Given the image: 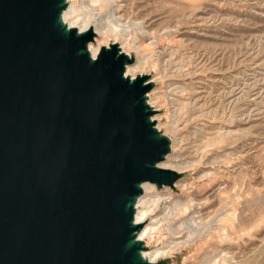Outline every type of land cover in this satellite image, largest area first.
I'll return each mask as SVG.
<instances>
[{
  "label": "water",
  "instance_id": "water-1",
  "mask_svg": "<svg viewBox=\"0 0 264 264\" xmlns=\"http://www.w3.org/2000/svg\"><path fill=\"white\" fill-rule=\"evenodd\" d=\"M67 0H0V264H162L144 256L143 185L160 166L148 74L118 43L63 19Z\"/></svg>",
  "mask_w": 264,
  "mask_h": 264
},
{
  "label": "rangeland",
  "instance_id": "rangeland-1",
  "mask_svg": "<svg viewBox=\"0 0 264 264\" xmlns=\"http://www.w3.org/2000/svg\"><path fill=\"white\" fill-rule=\"evenodd\" d=\"M116 1L115 7L126 4L122 22L128 20L131 26L123 38L109 37L103 43L117 42L135 61L139 55L134 46L154 43L144 51L146 69L135 74L151 77L157 64H165L168 33L176 36L180 42L177 56L185 67L203 75L197 88L204 96L201 105L207 120L216 125L213 132L228 135L224 154L230 157L231 167L222 170L228 173L221 185L219 216L210 208L206 219H198L205 223L201 233L181 245L186 237L177 233V217L172 213V201L181 196V189L153 185L143 193L145 203L140 207L149 212L144 224L155 228L144 253L155 249L166 252L158 259L162 264H264V0ZM96 13L106 18L105 11L97 9ZM142 31L151 36L144 38ZM163 88L154 117H162L163 132L166 124L173 122L174 129L183 133L176 92L166 83ZM182 135V155L177 162L186 161L191 147L190 139ZM170 165L168 168L180 173V179L196 182L193 171H179L177 165ZM217 246L220 249L216 250Z\"/></svg>",
  "mask_w": 264,
  "mask_h": 264
},
{
  "label": "bare ground",
  "instance_id": "bare-ground-1",
  "mask_svg": "<svg viewBox=\"0 0 264 264\" xmlns=\"http://www.w3.org/2000/svg\"><path fill=\"white\" fill-rule=\"evenodd\" d=\"M81 1L83 3L84 0H67L68 7L63 14V19L70 27H77L79 31L91 28L95 32V40L93 43L89 44V51L95 56L99 52L101 46H106L103 43L104 39L109 37H113L115 40L123 38L124 32L130 28L131 22L129 21V23L128 20L125 21V23L122 22L124 15L121 14V12L126 5L123 4L124 0H122L123 5L119 4L118 7L114 6L116 0H85L86 3L84 2V5H81ZM97 9H99V11H105L106 18H103L104 14L99 18L97 16L99 13H96ZM141 35H143L144 38H149L151 33L149 34L142 31ZM168 35L169 44L167 43V45L169 49L163 54L165 64H157L154 69V74L151 76V81L155 84H160V87H157V85L150 91L149 103L153 107H155L157 103H160L161 91L164 89L163 86L166 83V85L173 86L176 92L175 101L178 104L177 109L183 115V133L174 129L173 126H175V124L173 122L174 125H172V123L171 125L168 123L166 124L167 130L164 134L171 140L172 153L166 157V160L162 162L160 166L168 168L171 166L170 164H175L179 171H193V178L196 179L195 183L192 182L193 184H189L188 179H179L175 183V185L179 186L181 189V196L172 201V213L177 217V233H181L182 237H186L184 242L179 244L185 245L190 239L201 233L203 230V226L201 225L205 223H199L198 219L202 220L205 218V216L209 214L210 208H215V213H217L215 215L219 216L218 212L222 202L221 192L223 189L221 185L225 182L223 179L225 173H228H224L222 170L228 171L231 167V163L228 159L229 156L224 154L229 146L224 143L226 142V138L228 139L227 133H222L220 132L221 130L219 131L220 133L213 132L216 129V125L207 120L208 115L204 112L203 106L201 105L204 96L202 97L199 93L197 84L204 79L202 77L203 75L196 74L190 67H185L182 58L177 56L178 52L176 47L179 46L180 42L173 34L168 33ZM153 44L152 42L148 44L142 42V44L134 46L139 57L133 64L127 66L126 74L134 77L136 71L138 72L139 69H146L147 61L143 60L145 57L144 51L148 50ZM120 48L124 50L123 47ZM125 53L130 55L127 51ZM159 59L160 56L158 60ZM184 67L186 69H184ZM170 77L173 79H170ZM161 118V116L154 117V120L157 121V128L159 130H161ZM182 134L190 139L191 147L189 157L186 161L177 162V159L182 155L181 149L183 147H181L182 140L180 138ZM152 187L153 184L145 183L143 185L144 193ZM143 198L144 195L139 198L136 205V222H146L149 216L148 208H140L141 205L143 206L145 203ZM213 198L215 201H210ZM195 214H197V217H195ZM217 218L219 219V217ZM154 229L155 228L150 224L145 225L139 234V239L148 244L154 236ZM217 249H220L219 246L216 247V250ZM218 253L219 251L217 254ZM143 254L150 261L156 262L160 257L164 256L166 252L155 249L151 253Z\"/></svg>",
  "mask_w": 264,
  "mask_h": 264
}]
</instances>
